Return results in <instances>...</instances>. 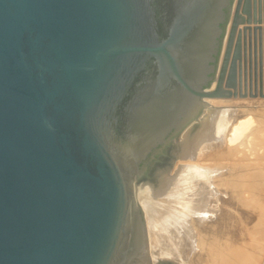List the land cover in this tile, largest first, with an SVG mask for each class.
Returning a JSON list of instances; mask_svg holds the SVG:
<instances>
[{
    "label": "water",
    "instance_id": "95a60500",
    "mask_svg": "<svg viewBox=\"0 0 264 264\" xmlns=\"http://www.w3.org/2000/svg\"><path fill=\"white\" fill-rule=\"evenodd\" d=\"M262 22L264 0H0V264H145L134 183L236 94Z\"/></svg>",
    "mask_w": 264,
    "mask_h": 264
},
{
    "label": "rangeland",
    "instance_id": "374dc122",
    "mask_svg": "<svg viewBox=\"0 0 264 264\" xmlns=\"http://www.w3.org/2000/svg\"><path fill=\"white\" fill-rule=\"evenodd\" d=\"M260 25L264 27V22ZM251 26L253 27L254 24L252 23ZM242 27L241 24L240 28ZM253 45L252 42V60L248 59L246 65L242 60L241 72L238 70L237 73L236 90L231 88L236 94L233 93L228 98H214L207 101L208 106L212 108L246 113L245 115L250 116L247 125L231 140H227L230 132L228 131L222 145L224 147L217 146L221 148L219 150L205 149L208 151L205 157L198 156L194 160L175 157L177 164L185 161L205 171L211 169V176L207 174L195 176L197 178L193 176V181L182 189L183 205L175 206L176 208H172L171 211L174 215L171 218L174 217L173 221L177 227L175 238L182 240L183 247L179 250L185 253L177 256L161 254L158 259L153 257L152 252L157 246L149 242L147 221V210L153 205L150 197L151 188L144 187L145 190H138L137 186L145 183H134L135 205L144 226L145 264L160 262L223 264L224 257L227 258V264H245L241 261L242 257H239L241 255L247 256L246 259L253 261L254 264H264V40H262V55L259 52L258 41L256 59ZM229 147H234L235 150L231 153L227 150ZM168 169H171L169 174L171 173L172 176L177 166ZM236 169L238 171L246 169L237 177L241 178L235 180L236 186L239 187L233 189L230 185L222 184L232 176V172L237 171ZM250 169L257 170L261 185L263 184L257 195H254L252 186L244 185L245 181H248L245 174ZM240 184H243V187ZM197 207L201 210L200 215L195 212ZM183 216H187L185 223L181 220ZM209 247L214 249L212 253H208Z\"/></svg>",
    "mask_w": 264,
    "mask_h": 264
},
{
    "label": "bare ground",
    "instance_id": "6f19581e",
    "mask_svg": "<svg viewBox=\"0 0 264 264\" xmlns=\"http://www.w3.org/2000/svg\"><path fill=\"white\" fill-rule=\"evenodd\" d=\"M214 84L215 83H212L210 89L214 87ZM245 114H240L237 112V110L227 112L225 108L219 109L207 106L205 117H199L197 130L192 129V123H189L177 136H175L176 148H171L174 160L175 157H181L183 160H194L198 156L205 157V155L208 153V151L205 149H221L217 148V146L223 148L224 146L222 145L226 140L225 134L230 131L228 133L227 140H231L232 137L240 132L241 129H243L249 122L250 116ZM201 150H203V152ZM227 150L232 153L235 149L234 147H229ZM245 170H237L235 173L232 172V176L228 177L222 184L230 185L233 189L234 187H239V185L236 186L235 180L240 179L241 177H237L239 174H242V172H245ZM170 171L171 169L168 168L156 171L159 183H145L140 184V186L136 185L138 190H143L144 187L151 188L150 197L152 198L151 201L153 202V205H150L149 209L147 210V221L149 242H151V245L157 246V248L152 252L155 259H158L161 254H163V256H177L181 255V253H185L183 250H179L183 247V242L182 240L175 238L177 227L173 221L174 217L173 219L171 218L174 216L171 211L176 207H181L183 205V197L181 192L187 184H190L193 181L192 178L195 176L198 177L201 174H207L208 176H211V169L208 168V170L205 171V169H202L197 165L192 166L187 164L185 161H180L178 163L177 169L172 176H170L171 173L169 174ZM247 174H245V178L248 177V181H245L244 185L252 186L253 192H255L254 195H257L263 186L259 180L257 170L250 169ZM240 185L243 187V184ZM187 211L186 214H188ZM195 212L200 215V208L197 207ZM167 215L170 216L168 217ZM164 217L165 220H163ZM186 218L187 216H183L181 218L182 223L186 222ZM213 251L214 249L211 247L208 248V253H212ZM200 256L201 255H198V257ZM239 257H242L241 261H243L245 264H252L253 262H251L249 259L247 260V256L245 255H241ZM223 262V264H227V258L224 257Z\"/></svg>",
    "mask_w": 264,
    "mask_h": 264
}]
</instances>
